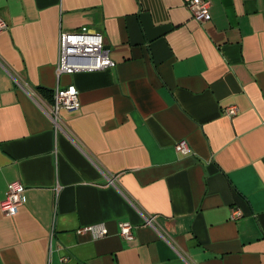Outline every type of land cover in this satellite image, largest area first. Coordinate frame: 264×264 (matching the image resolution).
<instances>
[{"label":"crops","instance_id":"1","mask_svg":"<svg viewBox=\"0 0 264 264\" xmlns=\"http://www.w3.org/2000/svg\"><path fill=\"white\" fill-rule=\"evenodd\" d=\"M187 1L0 0V200L25 187L0 264H264V0L205 21ZM83 28L114 65L56 75L59 32ZM69 83L80 107L54 122L40 88Z\"/></svg>","mask_w":264,"mask_h":264},{"label":"built area","instance_id":"2","mask_svg":"<svg viewBox=\"0 0 264 264\" xmlns=\"http://www.w3.org/2000/svg\"><path fill=\"white\" fill-rule=\"evenodd\" d=\"M187 8L192 17L197 21H205L210 18L209 0H188ZM7 27V22L0 15V31ZM114 65L108 49L105 47L103 35L97 31L88 29L61 30L58 35V54L56 61V75L62 73H74L77 71L99 70ZM80 107L78 89L73 83L63 87L55 86L50 104V115L57 121L59 111H75ZM237 107L233 104L224 108V113L234 115ZM175 150L182 153L191 152V147L186 139H178L173 144ZM25 187L19 179L8 182L5 197L0 200V209L5 215H14L25 200ZM234 215L239 214L233 210ZM153 216L145 218L146 223H152ZM93 238H101L108 234L103 222L91 223L84 227ZM118 234L124 238L133 237V225L128 220L118 221ZM66 257L62 256L57 262L48 264H65ZM149 264V263H144Z\"/></svg>","mask_w":264,"mask_h":264},{"label":"trees","instance_id":"3","mask_svg":"<svg viewBox=\"0 0 264 264\" xmlns=\"http://www.w3.org/2000/svg\"><path fill=\"white\" fill-rule=\"evenodd\" d=\"M40 92L46 94L47 98H49L50 100H52V94H53V91L51 92L50 90L47 91L46 89L40 88ZM47 93H48V94H47Z\"/></svg>","mask_w":264,"mask_h":264},{"label":"water","instance_id":"4","mask_svg":"<svg viewBox=\"0 0 264 264\" xmlns=\"http://www.w3.org/2000/svg\"><path fill=\"white\" fill-rule=\"evenodd\" d=\"M105 47H107V46L105 45Z\"/></svg>","mask_w":264,"mask_h":264}]
</instances>
